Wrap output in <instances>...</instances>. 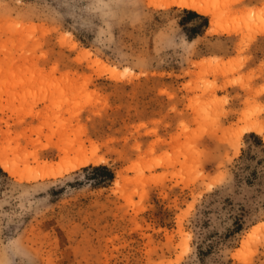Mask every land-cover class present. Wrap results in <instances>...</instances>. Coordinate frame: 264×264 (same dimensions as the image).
I'll return each instance as SVG.
<instances>
[{
	"label": "rangeland",
	"instance_id": "374dc122",
	"mask_svg": "<svg viewBox=\"0 0 264 264\" xmlns=\"http://www.w3.org/2000/svg\"><path fill=\"white\" fill-rule=\"evenodd\" d=\"M208 1L222 33L165 0H0V151L36 177L0 166V264H264V128L232 141L264 127V0Z\"/></svg>",
	"mask_w": 264,
	"mask_h": 264
},
{
	"label": "bare ground",
	"instance_id": "6f19581e",
	"mask_svg": "<svg viewBox=\"0 0 264 264\" xmlns=\"http://www.w3.org/2000/svg\"><path fill=\"white\" fill-rule=\"evenodd\" d=\"M236 1V0H235ZM234 2V1H233ZM161 3V2H160ZM156 4H158V3H156ZM155 4V5H156ZM177 5V6H180V7H183V8H187V9H191V10H194V11H196V12H198V13H200V14H203V15H210V25H211V27L212 28H214V29H216V31L218 30L219 31V27H218V22L220 21V10H216V9H214V8H212L211 9V7H210V2L208 1V0H169V1H167L166 2V0H165V3H164V5L165 6H171V5ZM163 5V6H164ZM216 8V7H215ZM214 9V10H213ZM228 9V8H227ZM227 9H226V12H227ZM245 9V8H244ZM223 10V9H222ZM225 10V9H224ZM223 10V11H224ZM240 10V9H239ZM250 11L252 10V9H249ZM216 11H218L219 13H217ZM223 11H222V13H221V15H223L224 13H223ZM228 11H229V9H228ZM245 11V10H244ZM254 11H255V8H254ZM225 12V13H226ZM234 12V11H233ZM241 14H243V12L242 11H239ZM231 13V12H230ZM245 13V12H244ZM246 13H247V11H246ZM228 14V13H227ZM234 14V13H233ZM232 14V15H233ZM249 14V16H250V13H248ZM257 15V14H256ZM225 16V15H224ZM238 16V15H237ZM242 16V15H241ZM258 16V15H257ZM233 17V16H232ZM246 17V16H245ZM252 17H253V14H252ZM224 18V17H223ZM227 18H229V17H226V19ZM225 19V18H224ZM228 20V19H227ZM262 22V21H261ZM264 22V21H263ZM240 26H241V24H240ZM263 26V28H264V24L262 25ZM260 28H261V26H259ZM208 28H210V27H208ZM238 28H241V27H238ZM259 28V29H260ZM222 30V29H221ZM228 30V29H227ZM234 30V29H233ZM263 30V29H262ZM215 31V32H216ZM223 31V30H222ZM237 31H239V30H237ZM255 31V30H254ZM211 32H213V31H211ZM219 32H221V31H219ZM227 32H231V31H226V33ZM257 33L258 32H261V31H256ZM262 32H264V31H262ZM222 33V32H221ZM236 33V32H235ZM252 32H250V34H251ZM254 33V35H255V32H253ZM246 34V33H245ZM248 34V33H247ZM244 36V35H243ZM242 36V37H243ZM253 37V36H252ZM252 39V38H251ZM249 41V40H248ZM65 42V41H64ZM249 43V42H248ZM112 67V66H111ZM119 76V75H118ZM248 120V119H247ZM246 121V120H245ZM250 121V120H249ZM263 128L264 127H262V125L259 123V121L257 122V121H251V122H245V124L242 126V127H240L238 130H236V132H235V137H236V139H234V140H232L233 142H235L236 140L238 141V140H240V137L244 134V133H247V132H256V133H262L263 132ZM5 134V133H4ZM224 136V135H223ZM5 137V136H4ZM233 137H234V135H233ZM6 138V141H7V136L5 137ZM226 138V137H225ZM8 139H9V136H8ZM233 139V138H232ZM233 142H230V143H232L233 144ZM239 142V141H238ZM67 144V143H66ZM64 145V144H63ZM18 146V145H17ZM45 146V145H44ZM44 146H42V147H44ZM47 146V145H46ZM60 146H62V145H60ZM70 146H72L73 147V144H71ZM41 147V146H40ZM59 147V146H58ZM57 147V148H58ZM234 147H236V149L238 150V144L235 142V145H234ZM16 148H19V147H16ZM45 148V147H44ZM65 148H66V145H65ZM58 149H60V148H58ZM60 150H63L64 151V149H60ZM69 151V150H68ZM76 151V150H75ZM66 151H64V153H65ZM77 152V151H76ZM74 153V152H73ZM6 154V155H5ZM76 154V153H75ZM83 154V153H82ZM94 154V153H93ZM68 155V154H67ZM34 156V155H33ZM37 156V155H36ZM35 156V157H36ZM62 156H63V154H62ZM94 156V155H93ZM64 157V156H63ZM67 157V156H66ZM65 157V158H66ZM93 159H95V158H92V155H91V157L90 156H87V155H84V156H82V157H80L78 160H75V161H73V162H71V163H69L68 165H65V166H63V167H59V166H57V167H52V166H50V165H48V164H45V165H41L42 167H43V169H42V171L39 173V176L41 177V178H45V177H51V176H57V175H62L64 172H68V171H71V170H74V169H77V168H79V167H81V166H84V165H86V164H88V163H90V162H93V163H99L100 161L99 160H93ZM37 160V159H36ZM35 160V161H36ZM45 162V161H44ZM58 162V161H57ZM16 163V162H15ZM51 164V163H50ZM54 164V163H53ZM0 166L4 169V170H6V171H8V173H9V175L11 174V175H17V179H18V177L20 178L19 180H24V179H22V178H25L26 180H33L34 178H36V177H23L22 175H18L17 174V171H16V168H15V165L13 164V162L12 161H10L9 160V157L7 156V152L6 153H3L2 151H0ZM32 172V171H31ZM28 173H29V171H28ZM30 174V173H29ZM32 174V173H31ZM36 176H37V173L35 174ZM29 176V175H28ZM38 177V176H37ZM264 222V221H263ZM263 224V223H262ZM260 227H261V224H260ZM255 228V227H254ZM241 259V258H240ZM243 259V258H242Z\"/></svg>",
	"mask_w": 264,
	"mask_h": 264
},
{
	"label": "trees",
	"instance_id": "16d2710c",
	"mask_svg": "<svg viewBox=\"0 0 264 264\" xmlns=\"http://www.w3.org/2000/svg\"><path fill=\"white\" fill-rule=\"evenodd\" d=\"M183 11L186 12L189 16H200L197 13H195L194 11H191V10L183 9ZM187 36L189 38L191 37L189 34H187ZM88 167H90V169H92V171H94L95 173H103L108 179H112L113 176H114L113 171L111 169H109L104 164L89 165V166L85 167L84 169H87Z\"/></svg>",
	"mask_w": 264,
	"mask_h": 264
}]
</instances>
